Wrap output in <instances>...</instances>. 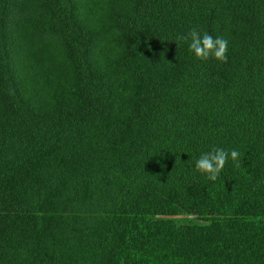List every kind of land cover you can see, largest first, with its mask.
<instances>
[{
    "label": "trees",
    "instance_id": "trees-1",
    "mask_svg": "<svg viewBox=\"0 0 264 264\" xmlns=\"http://www.w3.org/2000/svg\"><path fill=\"white\" fill-rule=\"evenodd\" d=\"M12 1L0 264H264V0H131L113 16L102 1L87 5L96 27L78 0H43L67 73L40 81L6 42ZM107 28L119 55L105 64L93 47ZM192 28L228 40L227 62L177 46ZM213 147L241 165L215 182L195 169Z\"/></svg>",
    "mask_w": 264,
    "mask_h": 264
},
{
    "label": "rangeland",
    "instance_id": "rangeland-1",
    "mask_svg": "<svg viewBox=\"0 0 264 264\" xmlns=\"http://www.w3.org/2000/svg\"><path fill=\"white\" fill-rule=\"evenodd\" d=\"M104 1V16L109 15L108 5L114 11L113 15H116L122 10L130 7L131 0H78L80 4V16L84 21L89 19L91 23L99 25L97 23L96 11L88 12L87 5L91 6V3L100 5L97 2ZM85 17V18H84ZM48 19L47 13L43 6V0H13L12 8L8 18V29L6 32V42L13 53L16 65L18 60L22 63L20 67L24 72L26 66L33 72L29 76L30 81L42 79L43 75L47 73H56L66 75V62L63 56V51L60 42L47 30L46 20ZM106 25H104L105 28ZM104 30V34L99 38L93 47L94 56L96 58H104V63L111 62L118 57L116 51L117 38L110 32ZM99 58V59H100ZM110 58V59H108ZM114 74L118 73V67L113 69ZM51 77V75H50ZM52 78V77H51ZM196 223L200 225H207L210 223L208 219L194 218Z\"/></svg>",
    "mask_w": 264,
    "mask_h": 264
},
{
    "label": "clouds",
    "instance_id": "clouds-1",
    "mask_svg": "<svg viewBox=\"0 0 264 264\" xmlns=\"http://www.w3.org/2000/svg\"><path fill=\"white\" fill-rule=\"evenodd\" d=\"M189 51L193 52L195 57L201 61H207L209 58H214L220 62H227L228 40L222 37H213L205 32L201 34L196 28H192L186 35H178L176 37V45L180 42H188ZM240 153L233 149L230 152L218 147H213L196 160L195 169L201 174H205L209 181H217L220 173L225 167L229 158L239 168Z\"/></svg>",
    "mask_w": 264,
    "mask_h": 264
}]
</instances>
